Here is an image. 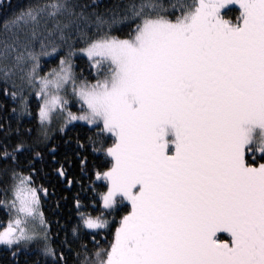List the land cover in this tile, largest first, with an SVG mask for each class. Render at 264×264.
Returning a JSON list of instances; mask_svg holds the SVG:
<instances>
[{"label":"snow or ice","instance_id":"1","mask_svg":"<svg viewBox=\"0 0 264 264\" xmlns=\"http://www.w3.org/2000/svg\"><path fill=\"white\" fill-rule=\"evenodd\" d=\"M0 86L17 123L0 124V247L15 264H264V0H29L0 26ZM33 96L38 137L20 129ZM54 125L83 175L89 147L106 161L91 186L53 169L99 208L77 194L58 244L34 179L45 155L58 162Z\"/></svg>","mask_w":264,"mask_h":264},{"label":"trees","instance_id":"2","mask_svg":"<svg viewBox=\"0 0 264 264\" xmlns=\"http://www.w3.org/2000/svg\"><path fill=\"white\" fill-rule=\"evenodd\" d=\"M29 0H0V26H2L4 19L11 15L14 11L18 10L20 7L25 6ZM81 3H91L92 0H80ZM98 4L102 7L111 5L114 3V0H96ZM239 9L238 6H230L226 10V18L235 20L236 15H238ZM128 31L127 27L122 29L120 34L126 33ZM47 59V58H45ZM53 66V62H49L44 66V70L47 71L48 67ZM85 69L84 76H88L87 71V58H77L76 61V72L79 74L81 69ZM2 87V86H0ZM6 97L3 96L0 92V124L7 127L9 124L13 129L17 127L16 118L11 113V103H6ZM31 106L33 109V116L31 118L25 117L23 123L20 124V129L22 132L26 133L28 130H31L32 137H38L41 135V128L39 121L35 116L36 109V99L33 96L31 101ZM73 110H76V107L73 106ZM76 127L72 128L70 126V134L75 137L80 134L83 135V128H81V122H75ZM86 127V126H85ZM50 136L52 138V143H55L59 146V150L56 153L57 161L52 162L51 156L45 155L43 163L37 161V167L40 169V172L34 175V179L37 185L43 184L44 187L48 189V194L45 196L44 193H41L42 197V206L41 210L43 211L50 227H51V236L53 242L58 244L60 238H63L66 231H70L73 224L76 223L77 209L75 205V196L79 194L81 200L84 202L85 207L80 208V211H91L94 215L96 211L99 210L98 205L91 200V194L86 193L81 190L80 183H73L68 185L66 180H61L54 173L53 169L60 166V162L64 163L65 168L68 171L69 177L74 180H78L83 184L91 186V182L88 179V176L94 175V170L96 168L106 167V161L103 157V154L93 153L91 147H89L88 152V169L86 170L88 175H83L80 172L78 159L73 156V149H75V144H72L70 147H66L63 144V141L68 139L67 136L60 133L56 129L53 131L50 130ZM3 133L0 132V141H3ZM12 139H15V133L12 135ZM51 147V144L49 145ZM71 157V163L65 160V155ZM21 167L25 168L27 172V161L24 158H21ZM98 184L103 183L98 181ZM124 204H127L125 201ZM126 211L123 205L118 206L117 210L110 215L109 226L103 231V234L98 236L97 239L101 243H106V238H111V233L114 232L117 222L120 217ZM8 217L5 215L3 210H0V228H2L7 223ZM19 264H26L25 254L22 253L19 256ZM35 259V256L31 253L27 254V260L30 262ZM0 264H15L12 261L10 254L2 247H0Z\"/></svg>","mask_w":264,"mask_h":264},{"label":"rangeland","instance_id":"3","mask_svg":"<svg viewBox=\"0 0 264 264\" xmlns=\"http://www.w3.org/2000/svg\"><path fill=\"white\" fill-rule=\"evenodd\" d=\"M73 111H74V110H73ZM54 129H56V126H55V125L53 126V129H52L51 131H53Z\"/></svg>","mask_w":264,"mask_h":264}]
</instances>
